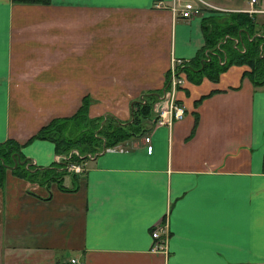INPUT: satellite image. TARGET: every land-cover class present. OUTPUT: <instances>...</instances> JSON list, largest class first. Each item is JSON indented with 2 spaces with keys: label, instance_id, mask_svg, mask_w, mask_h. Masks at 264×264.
<instances>
[{
  "label": "crops",
  "instance_id": "obj_1",
  "mask_svg": "<svg viewBox=\"0 0 264 264\" xmlns=\"http://www.w3.org/2000/svg\"><path fill=\"white\" fill-rule=\"evenodd\" d=\"M156 1L0 0V142L12 138L21 161L44 167L60 153L27 140L85 97L87 118L127 122L134 100L162 88L171 58L204 44L206 19L245 12L250 29L230 40L242 51L258 38L264 58V0ZM246 69L185 79L174 91L180 118L146 119V132L81 154L82 171L58 182L13 174L14 160L0 185V264H264V82Z\"/></svg>",
  "mask_w": 264,
  "mask_h": 264
},
{
  "label": "trees",
  "instance_id": "obj_2",
  "mask_svg": "<svg viewBox=\"0 0 264 264\" xmlns=\"http://www.w3.org/2000/svg\"><path fill=\"white\" fill-rule=\"evenodd\" d=\"M26 1L47 3L49 0ZM250 25L251 20L243 12L233 11L225 18L215 21L206 19L202 23L204 44L194 56L186 59L179 67L183 71L185 79L194 82L204 75L215 81L220 71L229 64L236 63L247 65L248 69L242 72V76H247L252 84L264 82V58L258 55L259 39L246 40L242 51L236 45H232L230 40V36L235 35L238 28L249 30ZM218 40L222 41L217 44ZM223 54L225 58L222 62ZM168 77L169 70L165 73V80L161 89L156 92L145 93L133 101L130 119L125 123L119 122L111 115L87 118L84 111L87 102L85 97L80 107L72 115L54 117L48 123L40 126L27 141L33 138L50 140L53 143V150L60 153L57 154L60 159L51 165L34 167L27 163V160L21 161L23 158L19 153L21 144L12 138L4 139L0 142V185L4 178L5 168L11 167L15 161L10 171L17 176L36 180L39 183L53 179L58 182L65 170L66 158L77 160L81 154L91 153L101 147L120 143L133 134H143L147 130L144 121L153 114V103L168 88ZM71 150H76V152L72 153Z\"/></svg>",
  "mask_w": 264,
  "mask_h": 264
},
{
  "label": "built area",
  "instance_id": "obj_3",
  "mask_svg": "<svg viewBox=\"0 0 264 264\" xmlns=\"http://www.w3.org/2000/svg\"><path fill=\"white\" fill-rule=\"evenodd\" d=\"M250 2H254L255 0H249ZM154 7L162 8L165 7L164 3L161 0H157L154 3ZM192 7L191 3L184 2L181 7L177 10L180 16L189 15V9ZM249 9V10H248ZM172 10H175V7H172ZM248 11H259L252 7L247 8ZM183 63V59L172 57L169 65V77H168V96L165 97V103L161 106L155 105L153 108L156 111V119L155 124H170L172 120L178 119L182 116L184 105L180 102H176L174 100V90L176 87L181 86L184 82V74L182 70L179 68ZM167 98V99H166ZM144 140L147 141L148 137L145 136ZM147 149L150 150V147L147 145ZM76 151L73 150V153ZM59 157V156H58ZM60 159V157H59ZM64 168L70 172H81L83 169V165L81 162H78L74 159L66 158L64 162ZM163 222L159 221L150 226V236L152 240L162 239L161 234H164V226L161 225ZM165 239V238H164ZM155 246V244H153ZM70 261H76L75 259H71ZM79 264L78 262H76Z\"/></svg>",
  "mask_w": 264,
  "mask_h": 264
},
{
  "label": "rangeland",
  "instance_id": "obj_4",
  "mask_svg": "<svg viewBox=\"0 0 264 264\" xmlns=\"http://www.w3.org/2000/svg\"><path fill=\"white\" fill-rule=\"evenodd\" d=\"M249 10V9H248ZM247 9L246 10H244V11H247V12H250V11H248ZM243 13H245V12H243ZM232 45H234V44H232Z\"/></svg>",
  "mask_w": 264,
  "mask_h": 264
},
{
  "label": "bare ground",
  "instance_id": "obj_5",
  "mask_svg": "<svg viewBox=\"0 0 264 264\" xmlns=\"http://www.w3.org/2000/svg\"><path fill=\"white\" fill-rule=\"evenodd\" d=\"M80 173V172H79Z\"/></svg>",
  "mask_w": 264,
  "mask_h": 264
}]
</instances>
